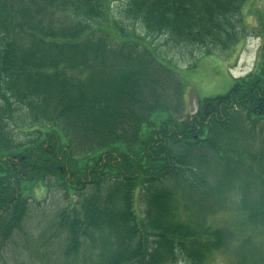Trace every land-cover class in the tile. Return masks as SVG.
<instances>
[{"label":"trees","instance_id":"trees-1","mask_svg":"<svg viewBox=\"0 0 264 264\" xmlns=\"http://www.w3.org/2000/svg\"><path fill=\"white\" fill-rule=\"evenodd\" d=\"M117 1L147 34L206 54L247 30L248 0ZM107 6L0 0V243L27 214L25 189L54 183L78 197L56 216L67 263L204 264L227 246L211 218L231 202L263 235L232 248V264H264V139H253L264 57L226 95L175 118L177 74L104 31Z\"/></svg>","mask_w":264,"mask_h":264},{"label":"rangeland","instance_id":"rangeland-1","mask_svg":"<svg viewBox=\"0 0 264 264\" xmlns=\"http://www.w3.org/2000/svg\"><path fill=\"white\" fill-rule=\"evenodd\" d=\"M106 4L109 17L104 16L105 20L97 22L104 31L114 33L122 41L137 40L141 48L154 54L158 62L177 74L183 86L184 108L174 114L175 118L194 115L204 99L226 95L234 80L254 71L260 56L264 57V31H261L264 0H248L241 10L247 30L237 33L228 50L210 54L205 53L206 49L174 46L162 36L147 34L139 23L126 17L121 1L106 0ZM10 129L22 141L30 138L18 136L13 127ZM253 139L257 143L264 139V126L255 131ZM24 194L30 197L27 214L19 230L8 241L0 243V264H70L61 255L63 243L56 216L70 200H78L77 195H66L65 190L56 188L54 183L49 189L43 184L28 187ZM227 204L228 208L211 218L212 225L223 233L227 246L212 253L204 264H232L235 259L232 248L240 242L250 238L256 247L257 243H262L260 237L263 235L249 231L236 205ZM80 256L73 264L90 263L83 262Z\"/></svg>","mask_w":264,"mask_h":264},{"label":"flooded vegetation","instance_id":"flooded-vegetation-1","mask_svg":"<svg viewBox=\"0 0 264 264\" xmlns=\"http://www.w3.org/2000/svg\"><path fill=\"white\" fill-rule=\"evenodd\" d=\"M205 106H206L207 109H208V108H211L212 105H211L210 102L205 103V105H204V111H205ZM207 109H206V110H207Z\"/></svg>","mask_w":264,"mask_h":264},{"label":"water","instance_id":"water-1","mask_svg":"<svg viewBox=\"0 0 264 264\" xmlns=\"http://www.w3.org/2000/svg\"><path fill=\"white\" fill-rule=\"evenodd\" d=\"M207 107L205 108V111H206Z\"/></svg>","mask_w":264,"mask_h":264}]
</instances>
